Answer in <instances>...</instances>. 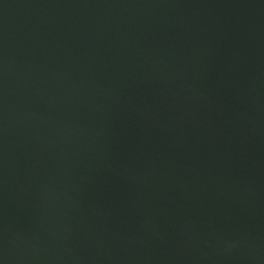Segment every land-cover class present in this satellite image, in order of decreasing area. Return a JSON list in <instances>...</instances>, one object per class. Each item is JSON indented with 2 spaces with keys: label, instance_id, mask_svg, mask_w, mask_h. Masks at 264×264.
Here are the masks:
<instances>
[{
  "label": "water",
  "instance_id": "obj_1",
  "mask_svg": "<svg viewBox=\"0 0 264 264\" xmlns=\"http://www.w3.org/2000/svg\"><path fill=\"white\" fill-rule=\"evenodd\" d=\"M0 264H264V0H0Z\"/></svg>",
  "mask_w": 264,
  "mask_h": 264
}]
</instances>
